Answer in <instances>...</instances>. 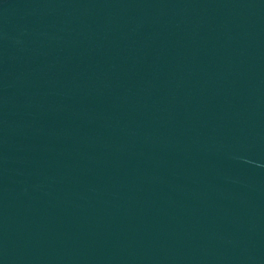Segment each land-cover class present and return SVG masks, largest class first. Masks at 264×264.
<instances>
[{
	"label": "water",
	"instance_id": "1",
	"mask_svg": "<svg viewBox=\"0 0 264 264\" xmlns=\"http://www.w3.org/2000/svg\"><path fill=\"white\" fill-rule=\"evenodd\" d=\"M0 264H264V0H0Z\"/></svg>",
	"mask_w": 264,
	"mask_h": 264
}]
</instances>
